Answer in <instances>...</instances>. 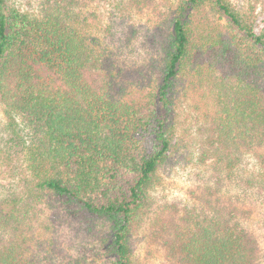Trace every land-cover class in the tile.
<instances>
[{"label":"trees","instance_id":"trees-1","mask_svg":"<svg viewBox=\"0 0 264 264\" xmlns=\"http://www.w3.org/2000/svg\"><path fill=\"white\" fill-rule=\"evenodd\" d=\"M94 2L41 0L29 9L0 0V101L10 135L1 152L8 162L18 157L25 172L19 188L0 190V264H35L53 226L50 199L67 217L107 225L99 252L111 264H134L131 241L149 219L165 264H263L246 199L264 189V170L245 181L242 165L248 155L264 164V27L256 30L255 9L177 0L149 63L158 76L153 85L151 77L132 81L135 70L127 77L101 50ZM158 6L117 0L115 8ZM186 83L203 90L207 106L212 100L201 160L216 159L221 175L220 188L205 185L177 216L161 211L153 192L183 141ZM231 186L234 193L223 190Z\"/></svg>","mask_w":264,"mask_h":264},{"label":"rangeland","instance_id":"rangeland-1","mask_svg":"<svg viewBox=\"0 0 264 264\" xmlns=\"http://www.w3.org/2000/svg\"><path fill=\"white\" fill-rule=\"evenodd\" d=\"M11 1L17 6L30 9L37 8L41 0ZM231 1L242 10L255 9V28L260 32L264 27V0ZM175 2L177 0H155L157 6L159 5L158 9L148 8L142 12L137 9H117V0H95L91 9L96 12L97 17L92 33L99 39L101 50L116 62L117 67L127 70V77L130 71L139 69V72H143V76H139L134 71L133 76L131 75L132 81L140 78L138 80L149 83L151 77L153 85L157 82L158 76L149 69V63L157 54L159 39L168 29V13ZM210 16L215 23L227 25V21L219 19L218 14L212 13ZM184 86L188 99L184 105L185 109L180 110L178 129V136L182 137L183 141L176 147L177 150H173L169 161L161 168L159 181L153 192L161 211L166 214L177 212V216L183 215L186 207L195 204L205 185L220 188L217 178L221 175L216 159L207 157L204 162L201 160L202 151L206 148L203 140H206L208 135L204 127V115L207 110L212 109V100L211 105L207 106L208 99L203 98L201 94L203 90H197L188 83ZM204 93L206 94V91ZM200 105L201 109L198 108ZM8 123L9 116L0 101V190L19 188L25 173L18 157L14 156V160L9 162L4 158L5 141L10 137L7 131ZM242 165L245 181L253 179L255 174L264 170V164L249 155L245 157ZM223 190L235 192L232 186ZM246 204L252 210L251 222L259 235L264 252V189L254 190L247 197ZM46 213L47 221L53 226L46 234L44 244L34 252L35 264H64L72 258L94 261L97 264H111L110 260L99 252L100 242L108 232L106 224H89L67 217L64 207L55 199H50ZM156 226L153 219H149L141 224L134 234L131 241L134 264H165V250L157 235Z\"/></svg>","mask_w":264,"mask_h":264}]
</instances>
